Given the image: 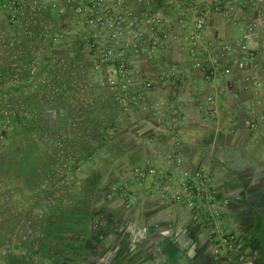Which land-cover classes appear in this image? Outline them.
I'll return each mask as SVG.
<instances>
[{
  "label": "crops",
  "instance_id": "1",
  "mask_svg": "<svg viewBox=\"0 0 264 264\" xmlns=\"http://www.w3.org/2000/svg\"><path fill=\"white\" fill-rule=\"evenodd\" d=\"M123 1L144 16L136 0ZM219 1L194 0L203 48L217 56L235 46L255 0H229L237 24L214 10ZM26 2L17 22L0 8V264H264V29L210 77L189 54L194 12L185 4L181 25L160 0L169 24L154 62L127 57L130 92L147 80L152 88L125 111L97 85L84 42L91 28L75 13L87 0ZM114 4L106 0L116 12ZM140 31L147 46L149 31ZM236 60L249 62L240 69ZM172 152L187 169L214 175L234 251L217 255L201 228L187 232V210L160 199L154 177L135 178L146 160L165 169ZM95 172L102 177L90 183Z\"/></svg>",
  "mask_w": 264,
  "mask_h": 264
},
{
  "label": "built area",
  "instance_id": "2",
  "mask_svg": "<svg viewBox=\"0 0 264 264\" xmlns=\"http://www.w3.org/2000/svg\"><path fill=\"white\" fill-rule=\"evenodd\" d=\"M136 1L143 8L144 16L126 10L123 0H115L114 6L118 9L116 12L106 6V0H87V4L75 8V13L84 16L85 24L91 28L84 42L95 61L97 85L100 89L111 92L116 104L125 111L133 102L144 98L145 89L152 88V82L147 80L137 82V95L130 92L133 79L127 57L134 56L146 65L152 64L158 48L164 41L165 27L169 24V20L155 10L154 0ZM170 3L177 13V22L181 25H184L181 15L185 4L194 12L195 19L186 36L189 54L194 61V67L203 69L210 77L216 76L220 58L235 49L248 53V42L258 29H264V0H255L251 4V11L245 13V22L242 23L235 46L224 44L218 56L212 55L203 48L205 18L197 9L194 0H170ZM234 7L231 1L221 0L214 6V10L221 13L226 21L237 24L232 16ZM0 8L6 10L10 21L17 22L25 15L27 2L0 0ZM141 25L146 26L149 31L147 46L140 31ZM60 37V33H56L54 41ZM108 41L112 42V46H108ZM248 57L249 60L253 59L250 52ZM248 62L236 60L235 65L241 69L245 68ZM228 73L229 69H225L220 72V76H226ZM251 85L257 87L258 83L251 81ZM262 119L264 121V115ZM180 120L184 118L181 117ZM165 162L167 167L161 171L146 160L144 166L133 169V174L140 181L154 177L160 199L166 204H174L182 210H187L190 223L205 232L207 242L213 246L217 255L225 256L226 253L234 251L237 247V237L226 227L223 220V208L228 201L217 189L214 175L201 169H187L180 153H167Z\"/></svg>",
  "mask_w": 264,
  "mask_h": 264
},
{
  "label": "trees",
  "instance_id": "3",
  "mask_svg": "<svg viewBox=\"0 0 264 264\" xmlns=\"http://www.w3.org/2000/svg\"><path fill=\"white\" fill-rule=\"evenodd\" d=\"M160 3H161L160 0H154V8H155V10H157V11L160 10V8H159V4ZM60 29H61V26H57V33L60 32ZM38 57H41V56L38 55ZM38 63H39V61H38ZM39 72H46V73H48L46 66L44 67L43 64L39 63ZM137 93L135 95H137ZM89 101L90 100L88 98L85 99V101H83L82 104L84 105L85 109L86 108H88V109L91 108V103ZM86 104H88V105H86ZM86 106H88V107H86ZM98 126H99L98 128H102L101 127V123H99ZM101 177H102V175H101L100 172L93 173L90 176V180H91L90 183H97V182H99V180L101 179ZM187 232L190 235H197L199 232H201V230H200V227L199 226H195V225L192 224V226H189L187 228Z\"/></svg>",
  "mask_w": 264,
  "mask_h": 264
}]
</instances>
